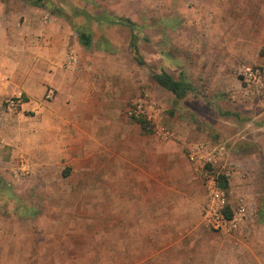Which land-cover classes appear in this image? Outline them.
I'll list each match as a JSON object with an SVG mask.
<instances>
[{"label": "rangeland", "instance_id": "1", "mask_svg": "<svg viewBox=\"0 0 264 264\" xmlns=\"http://www.w3.org/2000/svg\"><path fill=\"white\" fill-rule=\"evenodd\" d=\"M20 1L15 0L17 4ZM48 1V9L62 5L70 16L73 37H77L74 29L87 31L92 36V47L100 51L98 47L106 46L115 54L114 66L135 83V88L125 90L130 94L126 107L144 94L156 101L161 123L174 135L162 140L150 129L145 134L153 139L154 151L159 147L154 141L158 140L161 150L166 146L174 154L176 150L171 145L176 144L185 157L179 160L176 151V171L169 165L166 172L160 165L159 150L153 152L152 167L159 171L151 172L150 188L126 186L132 184L128 172L120 187L81 188L79 174L70 175L62 165L56 168L50 164L41 172L15 164L8 166L7 171L0 172V229L9 231L12 224H20L23 231L18 240L29 251V261L39 259L40 264L53 260L56 264H264V237L260 231L250 227V231L255 230L252 235H240L241 229L248 230L246 221L232 234L201 223L200 211L207 194L205 178L186 155L193 143H205L217 151L220 142L233 132V126L216 113L227 105L210 98L213 93L201 55L217 52L226 44L231 52L241 49L251 53L235 37L244 25L242 33L247 35L254 19L264 24V0ZM221 5L223 10L232 9L226 20L222 18L223 11L217 9ZM245 5L254 16L250 21L240 19L239 12L234 11ZM107 15L133 23L138 53L129 43V27L104 23ZM257 33L260 39L264 37L263 29ZM224 37L227 41L223 44ZM160 71L189 82L193 89L175 98L152 79V73ZM216 153V161L207 168L210 176L226 175L227 169L238 170L233 163L230 168L222 167L225 160L221 151ZM256 175L250 186L255 185ZM163 181L167 184L160 185ZM235 182L240 184L239 179ZM246 191L250 201L257 195L254 187ZM229 198L225 193L229 208L235 209L239 197L231 202ZM81 211L101 215L92 220L69 219L71 213ZM8 234L0 237V246H11L12 251L0 256L13 259L15 244H20Z\"/></svg>", "mask_w": 264, "mask_h": 264}, {"label": "crops", "instance_id": "2", "mask_svg": "<svg viewBox=\"0 0 264 264\" xmlns=\"http://www.w3.org/2000/svg\"><path fill=\"white\" fill-rule=\"evenodd\" d=\"M221 7L217 9L223 11L222 18L226 20L232 9ZM234 11L239 12L240 19H254L246 5ZM251 24L247 35L242 33L244 25L235 37L251 53L241 49L231 52L226 44L217 52L201 55L213 93L210 98L227 105L216 113L234 128L216 152L221 151L225 160L222 167L237 165L238 170L225 171L228 202L238 196L239 204L246 208L248 218L244 226L248 230L239 232L247 238L251 231L255 232L250 227L264 237V103L257 107L248 102L234 74L240 66L264 67V53H260L264 37H257V30H264V24L256 23V19ZM72 33L71 24L51 13L47 6L34 5L30 0H21L19 4L15 0L0 1V72L7 75L5 81H0V172L14 164L41 172L53 164L56 168L66 167L70 175L79 174L81 188L120 187L127 172L132 184L126 186L152 187L151 172L159 171L152 167L153 152L159 150L160 165L166 172L169 165L176 171V151L179 160L185 157L184 153L176 144L171 145L176 150L174 154L166 146L161 150L158 140L154 141L159 146L154 151L153 139L142 132L139 123L128 118L126 105L130 94L125 90L135 88V83L114 66L115 54L112 50L85 48ZM226 41L224 37L223 44ZM48 89L54 95L45 100ZM9 96L18 97L13 107L5 102ZM254 173L255 185L250 186ZM250 187L257 190L251 201L246 191ZM100 215L81 211L71 213L69 219L92 220ZM250 221L253 223L249 224ZM20 231V224H12L9 231L0 229V237L9 233L20 244H15L13 259L6 255L2 258L3 253L12 250L11 246L1 245L0 264L41 263L39 259L29 261V251L18 240L22 236ZM50 262L56 264L55 260Z\"/></svg>", "mask_w": 264, "mask_h": 264}, {"label": "built area", "instance_id": "3", "mask_svg": "<svg viewBox=\"0 0 264 264\" xmlns=\"http://www.w3.org/2000/svg\"><path fill=\"white\" fill-rule=\"evenodd\" d=\"M234 74L238 78L245 99L252 105L264 103V67L253 64L240 66L235 69ZM7 75L0 72V81H5ZM54 95L52 89H48L44 99H50ZM18 97H7L5 102L13 107ZM129 117L144 119L150 129L162 140L173 138V131L165 127L159 118L157 103L148 94L139 96L127 108ZM187 159L194 168L205 178L206 200L200 211V221L203 225L211 227L216 231L232 234L245 222L247 213L243 204L235 209L229 208L225 199V192L218 186L215 177L208 174L207 166L216 161L215 149L205 143H193L187 148Z\"/></svg>", "mask_w": 264, "mask_h": 264}, {"label": "trees", "instance_id": "4", "mask_svg": "<svg viewBox=\"0 0 264 264\" xmlns=\"http://www.w3.org/2000/svg\"><path fill=\"white\" fill-rule=\"evenodd\" d=\"M30 2L34 5L37 6H42V7H46L48 5L51 4V2H49L48 0H30ZM62 4V3H61ZM50 12L59 16H62L63 18H65L72 26L71 23V19L70 16L67 14V12L62 8V5H58L52 9H50ZM98 19L99 21L103 18V15H98ZM98 21V20H97ZM103 23V22H101ZM104 23H108V24H112V23H121V24H125L129 27L130 31L132 32L133 30V23H131V21H127L126 20H122L120 18H113L111 17V15H107L106 18L104 19ZM75 32L77 33V39L78 42L84 46L85 48H90L93 46V41H92V36L89 32L81 30V29H74ZM130 45L133 47V52L136 54L138 53L137 50V46L134 40V35L133 32L130 35V40H129ZM108 44V43H107ZM99 49L105 50V51H109L111 50L109 47L106 46H102L98 47ZM134 56V54H133ZM152 79L158 84L160 85L162 88L170 91L175 98H181L183 97L188 91L192 90L193 87L192 85L182 79H175L173 78L169 73L165 72V71H160V72H153L152 73ZM134 121H136L137 123L140 124L142 132L143 133H148L150 132V127L148 125V123L142 119V118H134ZM210 168V166L208 165L207 168ZM215 179L217 181L218 186L225 192L227 193V189H228V181H227V177L224 174H218L215 176ZM230 212L229 210V206H226V210Z\"/></svg>", "mask_w": 264, "mask_h": 264}]
</instances>
